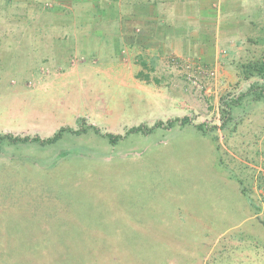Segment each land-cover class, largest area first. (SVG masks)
Masks as SVG:
<instances>
[{
	"label": "rangeland",
	"instance_id": "obj_1",
	"mask_svg": "<svg viewBox=\"0 0 264 264\" xmlns=\"http://www.w3.org/2000/svg\"><path fill=\"white\" fill-rule=\"evenodd\" d=\"M231 13L212 57L121 86L48 56V0H0V134L79 130L1 144L0 264H264V99L219 128L222 100L264 85L241 74L264 57V0Z\"/></svg>",
	"mask_w": 264,
	"mask_h": 264
},
{
	"label": "crops",
	"instance_id": "obj_2",
	"mask_svg": "<svg viewBox=\"0 0 264 264\" xmlns=\"http://www.w3.org/2000/svg\"><path fill=\"white\" fill-rule=\"evenodd\" d=\"M48 1L55 12L48 56L79 58L90 73L121 86L153 67L162 73L170 56L212 57L227 39L226 15L243 6V0Z\"/></svg>",
	"mask_w": 264,
	"mask_h": 264
},
{
	"label": "trees",
	"instance_id": "obj_3",
	"mask_svg": "<svg viewBox=\"0 0 264 264\" xmlns=\"http://www.w3.org/2000/svg\"><path fill=\"white\" fill-rule=\"evenodd\" d=\"M242 71V78L243 79H249L251 77H264V57L257 58L255 60H250L247 61L246 63H243L241 65ZM147 77V75H145ZM248 101V102H254V101H260L264 99V85H260L257 82H252L249 84V86L246 88L245 91H242L239 93L237 96H235L232 99H229L227 101H221L219 108L221 112V123L219 125V128H223L226 123L230 120L231 118V111L234 107H237L241 104L243 100ZM177 121H180L182 124L189 122L190 123V118L187 116L184 117H176ZM159 124V123H158ZM204 123H198L196 124L197 129L201 130H206V128L203 126ZM87 127L91 128L94 132L100 133L97 127H94L93 125H88ZM216 126H213V128ZM141 127H132L129 129V131H140ZM64 132H70L72 134H78L79 130L71 129L69 127H61L56 133L52 135V137L49 138H40L39 136H29V135H13L11 133H3L0 134V146L4 142L8 143H26V142H37L42 145L46 143H52L56 141ZM104 136H107L111 141H115L121 135L119 134H111V133H101ZM116 253V252H115ZM133 250H125L123 251V254L125 258L131 259V256H133ZM117 254V253H116ZM78 256H73L72 257V263L71 264H83V258L82 255L76 254ZM119 257V255H118Z\"/></svg>",
	"mask_w": 264,
	"mask_h": 264
},
{
	"label": "built area",
	"instance_id": "obj_4",
	"mask_svg": "<svg viewBox=\"0 0 264 264\" xmlns=\"http://www.w3.org/2000/svg\"><path fill=\"white\" fill-rule=\"evenodd\" d=\"M191 66H192L191 64L190 65H186V67H189V68H191Z\"/></svg>",
	"mask_w": 264,
	"mask_h": 264
}]
</instances>
